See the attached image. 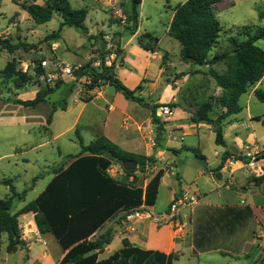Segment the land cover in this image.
I'll list each match as a JSON object with an SVG mask.
<instances>
[{
    "label": "crops",
    "instance_id": "0c3cea01",
    "mask_svg": "<svg viewBox=\"0 0 264 264\" xmlns=\"http://www.w3.org/2000/svg\"><path fill=\"white\" fill-rule=\"evenodd\" d=\"M96 1L109 10L111 14V18L108 20L109 26L112 28L113 25L116 24L118 28L111 33H106L103 31L104 24H97L101 29L98 34H95L85 25L88 29L86 37L89 45H87L88 43L86 45L84 44L82 48L86 50L88 55L91 53L92 56H86L84 60L77 63V66H83L90 62H87V60L92 58L96 53L100 54V58L98 61L91 62L93 67H98L96 64L102 61L101 54L105 49L104 47L110 45L117 46L121 54L113 62L115 77L124 83L126 87L131 90H136L137 96L145 99L144 95H147L149 102L144 100L148 106H142L137 102L130 101L126 99L122 93L111 91L110 88L113 87L109 85H101L100 87L88 90L74 88L72 90V95H74V90H76L77 100L84 104L75 123L68 128L67 131L75 128L81 136V130L82 127H84L86 130L91 131L94 137L100 135L105 136L127 152L147 157L154 156L156 163L154 166L150 167V169L152 171L165 169L166 172L162 182L169 173H174L175 169L178 168L175 167V163L178 164L180 159L184 161L179 172L181 175L185 165L189 163L190 157L195 156L192 152L185 150L186 148H198L205 156L204 158H206L211 172L207 174L201 167L195 164V167L190 169L193 174V178L189 180L190 184H186V186L172 191L171 200L165 211L169 208L173 200L184 191L189 192L197 199L196 203L191 208L183 211L182 220L184 227L182 230H177L175 226L170 224L159 225L154 219H143L136 221L134 223L135 230L130 231L127 229L125 222V212H120L108 220L93 236L97 238L107 231L112 233V242L103 250V253L100 254V259L108 258L113 253L120 250L123 247V240L127 239L134 246L144 250L177 254L179 258L174 264H231V262H234V264H252V261L262 254V249L264 248V191L261 187L262 184L258 186L255 182V179L260 177L253 176L251 171L245 167L244 162L240 160L243 152L237 147V143L242 146H247L249 143L248 139L250 140L252 136H249L247 140L243 139L238 133L243 126L237 123V119H230L232 122L227 125L228 127L226 126L224 131L226 147L222 146L223 150L220 153L216 152L215 155L217 160L214 162H211L205 155L200 142L198 147L177 143L175 138L176 135H186L193 132L198 134L200 138V134L204 129L214 132L211 125H198L190 121L197 105L188 95V93L191 92L190 90H193L194 87L197 86L194 83L198 82V77L209 79L210 86H215L214 80L207 75L209 66L191 67L183 62L181 57H179L178 62H174L169 52H161L160 43L162 38L158 36L156 32L157 28H150V26L147 25L152 15L145 11L144 0H142V4L139 7V25L135 34H131L127 30L128 23L126 12L130 10L128 0ZM127 1L128 4H126ZM35 3L39 4L37 2ZM183 3H179L175 7H172L170 1L165 0V4H162L163 6H157V12L161 18L160 21L164 23L165 36H170L169 28L175 14V9ZM116 10H120L121 15L115 14ZM164 12L165 19H163L162 15ZM101 30L102 32H100ZM145 32H150L159 38V49L156 52L147 51L139 45L137 39ZM91 36L95 38L89 41L88 37ZM61 39L53 42V51L57 54L62 53ZM21 43L30 44L32 42L27 41ZM50 51L52 52V50ZM164 56L166 57L164 58ZM33 64L35 66V63ZM19 66H23L24 68L26 66L28 67L26 64L20 65V63ZM215 68L222 71L225 67L224 65H220L215 66ZM21 69L24 71L23 68ZM196 71L200 73L192 76L191 73ZM24 72H28V70ZM181 72H186L187 75L180 80H175L174 75ZM190 80L192 82H190ZM261 81L252 88L251 93L254 94L256 89H260L259 86L262 83ZM80 82H84L86 85H90L91 83L88 78L84 77L76 81L74 85ZM37 91L38 90H35L31 93V97L33 96L32 99L35 98ZM81 92H83L82 95ZM202 92L205 95L207 90L203 89ZM220 93L221 90L217 88V94L219 95ZM16 95V99H21V94L17 93ZM44 103H40L34 109L41 107ZM0 104L16 106L17 108L11 109L12 113L16 115L23 112L21 107L24 106L6 103L1 99ZM165 104H175L179 106L171 108L173 112L171 116L165 118L160 117L163 126L160 141L157 135L156 124H154L152 118V108L156 107V109H158ZM90 106V111L86 113V110ZM68 109L69 104L67 110ZM47 112L50 116L52 113V105L47 109ZM54 115L51 125L54 123ZM84 115L85 123L81 127L80 121L83 119ZM256 118L251 117V121H257ZM46 124L47 120L45 125L42 126L43 130L49 131V135L52 137L51 125L48 129H45L44 127ZM154 133H156L155 139H153ZM164 135H167V137H164ZM231 137H234L233 140H231L233 142L232 144L229 143ZM166 138L170 140H167L166 144H162V140ZM153 142L156 143L155 146H153ZM89 143L84 142L85 145ZM40 145L41 144L33 145L31 148H36V146ZM253 147V151H257L261 154L264 165V150L260 149L257 143H254ZM168 149H177L181 150V152L180 154H174L168 151ZM231 149H236L238 151L236 155H239L240 159L230 157L223 162V154L227 150L232 151ZM67 155H65V160ZM186 158H188L187 161L185 160ZM70 163L71 162H68L67 165ZM117 166L119 165L115 164L112 166L117 173L110 175L122 182L132 181L133 177L128 179L125 173L119 172V167ZM167 166H170L169 170ZM227 169L234 171L232 178H229V174L226 171ZM216 174H221L222 178L217 179L215 177ZM53 177L54 175L51 174L50 179L46 182L45 187L37 197L45 190ZM262 177H264V175ZM5 180L7 179L1 180V183L4 184ZM9 180L12 181L11 183L15 187L13 180ZM36 182L33 183L32 180V186L28 188L29 191L30 189L34 191ZM147 183L138 185L145 187ZM5 186L9 191V186ZM25 201L26 198L22 203H25ZM26 204L22 206L19 204V208L21 209ZM155 205L148 206L150 211L154 214L163 213L156 212L154 210ZM20 218L24 219V222H20L22 238L26 242V246L23 250H27L30 254L34 240L44 241L46 245L48 241L53 245L58 244L51 233L41 234L39 232L35 223V214L28 213L20 216L19 219ZM46 237L48 241H45ZM118 237L120 243L113 249L112 246ZM63 256L64 252L62 249L61 252L56 255L44 251L42 257H35L33 264L36 262L40 264H59ZM5 260L7 261V259Z\"/></svg>",
    "mask_w": 264,
    "mask_h": 264
},
{
    "label": "trees",
    "instance_id": "16d2710c",
    "mask_svg": "<svg viewBox=\"0 0 264 264\" xmlns=\"http://www.w3.org/2000/svg\"><path fill=\"white\" fill-rule=\"evenodd\" d=\"M25 0H12L28 12L36 24H45L52 20L55 13L61 18L59 29L45 37L46 41L56 42L61 39L64 27L75 28L88 34L85 20L88 16L86 8L75 9L70 0H41L44 5L35 2L25 3ZM130 10L126 12L127 30L135 34L139 25V7L142 0H128ZM225 0H187L175 9V14L169 28V35L181 44L180 57L183 62L191 67L209 66L207 73L214 82L216 88L221 90L218 97H210L193 113L190 121L194 124L211 125L215 132V142L219 146L226 147L224 131L232 122L234 116L242 111L240 100L250 89L255 87L264 77V49L258 42L264 40V27L245 26L244 32L237 37L230 38V51L215 52L223 27L217 17V8ZM233 5L230 3L229 6ZM259 18L264 19V11L259 13ZM95 37H88L92 40ZM97 38V37H96ZM99 38V37H98ZM139 45L150 52L159 49V38L150 32L141 34L137 39ZM28 45L19 43L12 44L9 40L0 39V49L14 54L15 50ZM105 46L101 54L104 61L111 52ZM113 50L120 56L119 47L113 45ZM166 56H164L165 58ZM193 61V62H191ZM34 66V76L40 78L45 70ZM222 64L224 70L219 71L215 66ZM83 73L80 78H88L89 89L101 85L112 86L116 91L122 93L126 99L137 102L142 106H148L144 99L136 95V90L126 87L115 77L114 65L106 66L101 64L93 67L92 62L82 66ZM199 71L191 75L199 74ZM0 75L5 82L14 83L15 89L20 90L32 81L31 75L24 72L19 63L11 60L7 63ZM187 75L186 72L176 73L175 80H180ZM65 86V90L74 89V83H65L62 80L56 81L54 85H47L39 89L34 99L21 100L16 98L3 99L6 103H13L34 109L40 103L47 102L49 96L56 89ZM256 98L264 103V90L254 91ZM171 108L179 105L169 104ZM67 100L52 104V113L47 119L48 127L53 122V115L56 111H66ZM218 108V114L215 111ZM152 118L156 124L159 140L163 126L160 117L157 115L156 107L152 108ZM257 121L264 126V116L257 117ZM76 135L81 146L77 155H67L64 165L54 171V177L45 190L33 201L13 213L16 201L25 200L29 189L19 193L12 185V181L5 180L4 184L9 186V196L0 199V232L7 235L6 253L14 254L26 246L22 238V231L19 217L28 213L35 214V223L41 234L51 233L64 256L59 264H174L178 260L175 253L166 254L161 251L144 250L134 246L129 240H123V247L105 259H100V254L112 242V233L107 231L97 238L94 234L99 231L108 220L120 212H128L142 205L154 206L158 199L165 169L158 170L145 187L138 185L136 172L145 173L148 168L156 163L154 156L127 152L105 136H98L89 144L85 145L79 132ZM197 157H205L198 148H186ZM174 154H180L181 150L168 149ZM230 157L240 159L239 155L227 150L222 157L223 162ZM122 160H135L138 169L133 172H125L128 179L132 181L122 182L113 178L108 170L113 165H120ZM68 162H71L67 165ZM175 167L178 164L175 163ZM124 170V169H123ZM40 177L33 179L35 183ZM180 173L177 179H180ZM264 177L255 179L259 186L263 183ZM264 248L262 249V251ZM261 256V255H260ZM254 259V264L259 258ZM264 263V260L261 264ZM1 264V257H0Z\"/></svg>",
    "mask_w": 264,
    "mask_h": 264
},
{
    "label": "rangeland",
    "instance_id": "374dc122",
    "mask_svg": "<svg viewBox=\"0 0 264 264\" xmlns=\"http://www.w3.org/2000/svg\"><path fill=\"white\" fill-rule=\"evenodd\" d=\"M169 1L172 7H175L177 4L183 3L186 0ZM24 2L44 4L41 0H25ZM70 2L75 9L87 8L89 10L85 25L93 33L98 34L101 29L97 24H104L103 31L106 33H111L118 28L116 24L113 25L112 28L109 26L108 20L111 18V14L106 7L100 5L96 0H70ZM144 2L145 11L152 15L147 25L150 26V28H157V34L162 38L160 43L161 52H169L173 61L178 62L181 44L172 37L164 35V23L160 21L161 18L157 12V6H163L162 4H165V0H144ZM230 3H233V5L229 6ZM126 4H128V1ZM167 11L170 12L169 10ZM262 11H264V0H225L223 4L218 6L217 17L223 27V32L215 52L230 51V38L242 34L245 26L264 27V19L261 20L259 18V13ZM162 15L163 19H165V12ZM61 22L62 18L55 13L51 21L45 24H36L29 13L24 11L18 4L13 3L12 0H0V39L9 40L14 45L21 42H32L30 44L26 43L28 49L21 47L17 49L14 54L0 49V70H3L9 61L15 60L20 63V65H28V74L31 75L33 81L27 84L23 90H16L14 83L10 81L5 82L0 75V96L2 98H16V94L18 93L21 94V99L29 100L33 98V96L31 97L32 92L45 88L47 83L41 78L34 76L33 63H37V61L41 59L48 58L52 61V64L66 63L75 67L77 63L84 60L86 56H92L91 53L88 55L86 50L82 48L84 44L86 45L88 43L87 45H89L86 35L82 31L71 27H65L62 32V39L60 41L62 53L57 54L53 51L54 46L52 41H46L45 37L57 31ZM100 32H102V30ZM258 45L264 49V40L259 41ZM50 50H52V52ZM99 58L100 54L95 53L87 62L98 61ZM220 65L222 64L217 66ZM20 68H23V66H20ZM190 82L192 81L190 80ZM261 82L259 88L264 90V77ZM194 84L197 86H195L193 90H190L191 92H189L188 95L197 105L196 109L204 102L210 100V97H218L217 88L215 86H210L209 79L198 77V82ZM74 88H80L82 90L89 89L84 82L76 84ZM110 89L113 92L116 91L114 88ZM203 89L207 90L205 95L202 92ZM251 90L252 89L241 98L240 105L242 111L233 118L237 119V123L243 126L241 130L238 131L243 139L247 140L249 136H252L250 140L248 139L249 143L247 146H249L251 150H254V143H257L259 148L264 150V126L259 121H251V117L256 118L264 116V103L260 102L256 96L251 93ZM82 93L83 92H81V95ZM65 95V86H61L55 90L49 97V100L41 107L37 109L21 107L23 112L17 115L11 111V109L17 108L16 106L0 104V199L6 198L9 194L8 189L1 183V180H13V184L17 191L22 192L32 186L33 178L36 176H44L37 180L34 191L30 189L25 203L16 201L13 213L20 210L19 204L22 206L37 197L45 187L46 182L50 179L51 174H54V170L64 165L65 155L77 154L81 150L76 135V129L67 130L75 123L84 103L77 100L76 90H74V95L71 94L67 99ZM144 98V100L149 102L147 95H144ZM63 99L68 101L69 109L67 111H58L55 113L54 123L50 126L53 134L51 137L49 131L43 130L42 127L49 117L47 109H49L53 103L58 104ZM90 109L91 106L86 110V113L89 112ZM214 114L215 116L218 114V108ZM84 123L85 115L80 121L81 127ZM200 135L199 138L198 134L192 132L186 135H176L175 138L177 143L193 147H198L200 142L205 155L210 161H216L217 158L215 154L216 152L220 153L223 147L215 144V133L204 129ZM81 136L85 143H89L96 138L91 131L86 130L84 127H82ZM153 136V139H155L156 133H154ZM164 137H167V135H164ZM233 138L234 137H231L229 139V143H233L231 141ZM167 140L170 139H163L162 144H166ZM39 144L41 145L36 146V148H31L33 145ZM237 147L242 152L245 151V146L237 143ZM187 159L188 158L185 160ZM117 167H119V172L125 173L122 166L119 165ZM194 167L195 163L192 156L190 157L189 163L185 165L180 179H177L176 176L177 168L174 173H169L164 178L154 207L156 212L165 211L171 200L173 190L180 189L186 186V184H190L189 180L193 178L190 169ZM169 168L170 166H167L168 170ZM156 171L157 170L152 171L148 168L145 173L136 172L135 176L138 178L137 183L144 185L149 182ZM115 173H117V171ZM19 220L20 222H24V219L20 218ZM47 239L46 237L45 241H48ZM33 242L34 244L31 247L30 254L27 250L23 249L18 250L14 254H7V235L0 232L1 264H33L35 257H42L44 251L51 252L53 255L61 252L59 245H53L50 241L47 242V245L44 241L34 240ZM119 243L118 237L112 246L113 249H115ZM5 259H7V261ZM35 264L40 263L36 262ZM231 264H234V262H231Z\"/></svg>",
    "mask_w": 264,
    "mask_h": 264
},
{
    "label": "built area",
    "instance_id": "2783aa9c",
    "mask_svg": "<svg viewBox=\"0 0 264 264\" xmlns=\"http://www.w3.org/2000/svg\"><path fill=\"white\" fill-rule=\"evenodd\" d=\"M115 14L121 15L120 10H116ZM111 52L106 56L105 60L98 62L96 65L100 66L101 64H105L106 66H112L114 60L117 59L118 55L113 50V46L110 45L107 47ZM53 65V67H52ZM46 72L41 76V79L47 83V85H54L56 81L62 80L65 83H75L77 78L74 76V73L77 69L82 66L72 67L69 64H52V61L48 58L41 59L39 65ZM24 71L28 70V67H23ZM157 114L159 117H168L173 114L172 109L169 105L165 104L160 106L157 109ZM153 146L156 145L155 142L152 143ZM245 167H247L253 176L262 177L264 175V165L261 154L257 151H253L249 146H245V151L241 154V159ZM229 174V178L233 177L234 171L231 169L226 170ZM108 172L110 174H116L114 169L111 167ZM197 199L193 197L189 192H182L180 196L175 198L169 208L160 214H154L150 211L149 207L146 205H142L138 208L132 209L125 213V222L127 225V229L130 231L135 230L134 223L138 220L143 219H154L159 225H173L177 230H182L184 227L183 223V211L185 209L191 208ZM264 264V263H263Z\"/></svg>",
    "mask_w": 264,
    "mask_h": 264
},
{
    "label": "water",
    "instance_id": "95a60500",
    "mask_svg": "<svg viewBox=\"0 0 264 264\" xmlns=\"http://www.w3.org/2000/svg\"><path fill=\"white\" fill-rule=\"evenodd\" d=\"M191 62H193V61H191ZM82 73H83V69L79 68V69H77L75 71L74 76L78 79V78H80L82 76ZM71 94H72V90L68 89L66 91V95H65L66 99L69 98ZM231 150L235 154L238 153V151L236 149H231ZM193 160H194V163L197 166L201 167L207 174L211 173L206 158L194 156ZM183 162H184L183 160H179L178 161V168H177V171H176V176H178V174L180 172V169H181V167L183 165ZM121 166L124 169V171H126V172H133V171H136L138 169V163L135 160H122L121 161ZM215 177L217 179H221L222 175L221 174H216ZM261 187H262V189L264 191V181H263ZM263 260H264V250H263L260 258L254 264H261L263 262Z\"/></svg>",
    "mask_w": 264,
    "mask_h": 264
}]
</instances>
